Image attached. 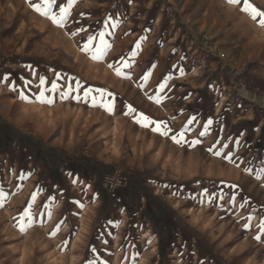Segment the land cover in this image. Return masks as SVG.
Masks as SVG:
<instances>
[{
    "label": "crops",
    "instance_id": "crops-1",
    "mask_svg": "<svg viewBox=\"0 0 264 264\" xmlns=\"http://www.w3.org/2000/svg\"><path fill=\"white\" fill-rule=\"evenodd\" d=\"M39 2L31 0L33 4ZM66 3L67 0H57L54 10ZM249 3L264 11V0H249ZM88 4L89 0H77L64 26L58 27L36 13L25 0H0V53L7 61L6 67L0 72L3 71L4 75L7 66L10 63V66H14L19 56L26 53L32 54L33 58H40L43 53L51 59L50 54L55 52L43 50L42 42H47L57 52L55 48L61 45L62 36L64 52L85 53L81 48L90 32H99L111 21L116 27L113 29L109 24L107 29L111 34L105 38L112 44V48L104 56V66L118 65L121 60H127L131 67L124 70L134 72L123 78L117 77L113 69H110L112 78L103 81V86L106 87L104 91L112 95L102 99L100 93H96L94 97L101 103L104 100L111 101L114 104L113 111H105L100 104L96 108L103 119L115 124L114 129L116 127L117 131L130 135L134 148L145 147L155 161L152 159L147 162L149 154H146L143 165V155L139 153L124 162H116L120 169L114 164L115 170L128 173L132 182L127 188L118 191L121 192L119 201L114 202L109 199L112 194L107 195L102 188L104 174L112 168H100L99 172L96 168L88 167L75 171L71 169L60 176H40V184L45 189L52 188L48 220L43 226L42 223L39 227L35 223L26 226L23 233L26 238L30 237L29 233H36L35 228L40 229V234L42 230L44 233L47 230L42 244L45 250L40 253L33 243L35 247L31 250V246H28L24 247L22 253L18 252L19 261H29L31 257H40L41 254L48 264H81L80 261L115 264L136 261L137 255L130 248L127 253L121 254V244L118 243V249H115L116 237L83 233V226L94 230L97 225H92L93 222L85 225L80 214L88 210V207L92 210L99 205L103 200L102 194L120 213L113 222L106 221L105 214L102 215L99 226L104 230L131 229L130 222H120L118 218L126 217L125 212L129 215L131 208L145 201V193L141 191L131 197L137 188L146 186L155 193L168 191L174 197H182L184 186L172 187L167 183L174 182V179L177 182L179 179L184 181L186 173H193L195 177L191 175V179L196 183V188L207 183L208 195L216 200L218 197L228 199L234 196L233 191L239 193L236 197H252L256 193L254 197L258 199L264 194V27L259 25L260 18L254 21L242 11L243 0L237 4H230L228 0H179L173 17L161 13L164 8L161 3L156 13L144 16H95L88 12ZM90 22L98 24L93 27ZM74 31L75 35L72 34ZM36 33L41 34V39ZM201 34L225 58H219L202 44L199 39ZM74 38L82 40V44H74ZM137 44L140 45L138 49ZM133 51L136 53L134 57ZM232 60L238 63L243 73L236 84L231 86L233 80L229 70H232ZM87 69L102 77L107 76L103 66H88ZM139 70L151 73L146 81L141 77V72L137 73ZM161 84L166 85L163 91L159 90ZM232 87L235 91L231 98H227L225 92ZM39 93L30 95L34 103ZM91 97H87L86 101H92ZM156 97L160 98V103L155 102ZM129 106L135 112L126 115ZM30 110L37 108L18 112L21 118L30 119ZM137 113L160 123L161 130H166L167 135L152 131L154 124L145 128L136 123ZM173 137L180 142L174 141ZM244 148L250 149L252 155L257 152L249 163L260 167V172H251L249 166L240 159ZM240 160L241 163H238ZM187 163L194 167L186 170ZM238 165L239 168L236 167ZM156 169L157 172L161 169V173L165 172L168 178L158 179ZM170 170L178 177L170 178ZM198 170L199 176L196 175ZM234 171L237 172L236 178L233 177ZM198 192L201 196L200 190ZM127 195L130 203L122 202ZM93 198L96 202H92ZM132 228L135 229L133 224ZM159 239L155 238L156 244ZM126 244L130 247L132 243L127 241ZM106 245L111 246V252L105 251L103 247ZM203 247L202 254H205L207 246ZM209 256L207 254L206 258ZM205 263L208 264V261Z\"/></svg>",
    "mask_w": 264,
    "mask_h": 264
},
{
    "label": "rangeland",
    "instance_id": "rangeland-1",
    "mask_svg": "<svg viewBox=\"0 0 264 264\" xmlns=\"http://www.w3.org/2000/svg\"><path fill=\"white\" fill-rule=\"evenodd\" d=\"M178 1L168 0L166 3L163 0H89L88 12L95 16L97 14L144 16L156 13L161 3L164 5L161 13L173 17ZM97 24V22H90V26L93 27ZM100 24L103 23L100 22ZM74 33L76 32H72ZM95 33L97 32L92 31L90 35ZM36 35L41 39L40 33ZM199 39L219 58H225L204 34H201ZM63 41L62 36L61 45L55 48L58 49L57 52L47 42H42L43 50L50 49L55 52L50 54L51 59L43 53L39 56L40 58H33L32 54L26 53L19 56L14 66H10L12 63L8 65L4 75L3 71L0 72V193L7 196L3 207H0V264L49 263L42 258V254L40 257L38 255L31 257L29 261L26 259L19 261L18 258V252L22 253L24 247L31 246V250L35 247L33 245H36L40 253L42 251L44 253L45 250L42 244L45 242L48 231L44 233L42 230L40 234V229L35 228L36 233H29L30 237L24 238L26 235L24 231H20L18 223L19 217L30 205L32 224L35 223L39 227L40 223L42 226L47 223L49 206L52 202L50 199L52 188L45 189L40 184V176L42 178L53 177L54 174L60 176L71 169L75 171V169L88 167L96 168L99 172H101L100 168H112L104 174L102 188L104 180L112 175L126 177L130 186L132 182L130 175L121 170H115L113 165L119 166L116 162H124L139 153L143 155V165L146 154H149L147 162L153 159L150 152H146L145 147L134 148L130 142V135L117 131L116 127L114 129L115 124L112 121L103 119L99 115L98 104L93 106L92 101H86L84 97V91L89 88L93 89L90 96L100 93L97 90L104 91L106 87L103 86V81L112 78L110 68L108 65L104 66V58L93 61L85 53H66L63 50L65 48ZM81 41L74 38V44L78 46ZM2 62L7 65V61L0 53V63ZM230 64L232 70H229V75L233 80L232 86L236 84L243 70L235 60H232ZM88 66L93 68L103 66L107 76L102 77L99 73L88 71ZM124 71L126 78L134 72L130 69ZM140 72L142 78L148 73L144 70L137 71V73ZM40 78L45 80L43 89L39 87ZM53 81L58 86L57 91L54 92L49 90ZM77 81L81 85L80 89L69 92L66 98L63 97L62 93L68 91L69 86L76 88ZM233 90V87L226 90L227 98L232 97L235 91ZM41 91L46 101L51 100L50 104L41 103L37 98L34 103L30 95L34 92L41 93ZM21 94L27 99H21ZM14 103L22 107H16ZM31 107L37 108V110L29 111L32 118H21L18 111L29 110ZM256 155L257 152L252 155L250 149L244 148L240 159L249 166L251 172L258 173L257 170L260 172V167L249 163ZM259 156L262 159V155L259 154ZM241 160L237 162L241 163ZM191 167L194 166L188 163L185 165L186 170ZM236 167L239 168V165ZM162 173L161 169H158L157 178L167 179L166 173ZM196 173L200 175L199 170ZM233 174L236 178L237 172L234 171ZM169 175L172 176L170 178L178 177L171 170ZM191 175L195 177L193 173ZM191 175L186 173L184 181L179 179L180 181L177 182V179H174V182L167 183L172 187L184 186V191L181 192L184 193L182 197H174V194L168 191H161V194L155 193L146 186L135 189L131 197H135V193L141 191L145 193V201L131 208L129 215L125 212L126 217L118 218L120 222H130V230L126 228L104 230L99 226L103 214H105V220L109 222L116 221L117 214L120 216V213L113 208L112 202L119 201L121 192L108 193L107 189L103 188L107 195L112 194L109 197L112 202L107 201V196L102 194L103 200L99 205L94 204L96 206L94 209L90 210L88 207V210L80 214L85 225L90 222H93L92 225H97L95 229L93 228L94 230H88L87 226H83V233L105 235L106 238L116 237V250L120 243L121 254L127 253L130 248L131 252L137 255L136 261H122L115 264H206L207 261L208 264L211 262L212 264L213 262L215 264H264V233L258 228L259 222L264 219V194H261L258 199L254 197L256 193L252 197L242 196V198L236 197L239 193L233 191L234 196L228 199L218 197L216 200L208 195L207 183L200 184L196 188ZM22 176L25 178H21ZM199 190L201 196H199ZM33 194L36 196L34 202H32ZM91 200L96 202L94 198ZM122 202L130 203L128 195ZM106 210L110 211L105 212ZM132 224L135 229L132 228ZM246 224L248 227H245ZM26 226L27 220H25ZM156 237L160 238L157 244ZM127 241L132 243L130 247L125 245ZM204 245L208 247L204 252L210 255L208 258L202 254ZM103 248L106 252H111V246L106 245ZM80 263L114 264L86 261H80Z\"/></svg>",
    "mask_w": 264,
    "mask_h": 264
},
{
    "label": "snow or ice",
    "instance_id": "snow-or-ice-1",
    "mask_svg": "<svg viewBox=\"0 0 264 264\" xmlns=\"http://www.w3.org/2000/svg\"><path fill=\"white\" fill-rule=\"evenodd\" d=\"M26 3L29 4V6L36 12L38 13L41 17L47 18L48 20L51 21L52 24L58 26V27H63L69 16L71 15V9L74 4L77 3V0H67L66 4H61L58 8V10H54L56 8L57 0H40L39 3L33 4L31 3V0H25ZM228 3L230 4H237L240 3V0H228ZM242 11L247 13L252 20H256L257 17H259V25L261 27H264V11L258 10L256 7H254L251 3H249V0H243V8ZM109 24H111V27L114 29L116 27V24L111 23V21L108 22V24H105V27L101 29L99 32L95 33L94 35H89L87 37L86 42L83 44L81 51L85 52L89 55L90 59L93 61H100L104 58V56L108 53V51L112 48V44L105 38L107 35H110L107 31ZM79 31H84V29H80ZM75 35V33L73 34ZM140 47L139 44L136 45V48L138 49ZM135 51H133L132 56H135ZM108 67L110 69H113L115 75L117 77H125L126 73L124 69L130 68L131 64L128 63L127 60H121L118 65H113L109 64ZM183 75V72H181ZM151 73H146L143 77V79L146 81ZM45 84V80L43 78H40V84L39 87L43 89V86ZM165 84L160 85V91H163L165 88ZM81 87L79 81L76 82V88L73 89L71 86H69L68 91L62 93L63 97H67L68 93L73 91V90H79ZM57 84L55 81L52 82L51 84V89L50 91H57ZM93 89H86L84 91V96L85 98L89 97L92 93ZM100 92V97L103 99L104 97L111 96V93H107L103 90H97ZM21 99H27L26 97L21 94ZM37 99L41 103H51V100H45L43 91H41L40 95L37 97ZM79 99V97H77ZM92 99V105L96 106L97 104H100L101 107L104 108L105 111L111 113L114 108V104L111 101L104 100L103 103H101L100 100H98L96 97H91ZM156 103H160V98L156 97L155 100ZM135 112V109H133L131 106L128 107V111L125 113L126 115ZM136 123L140 124L142 127H149V125H155L151 130L159 133L160 135H167V131H162L161 130V124L157 123L156 121L151 120L149 117L145 116L142 113H137L136 114ZM191 122V121H190ZM211 123V121H209ZM203 135V133H201ZM182 134H181V139H182ZM174 141L177 143L180 142V140H176V137H173ZM219 155V153H217ZM25 178V177H21ZM75 183V180L73 181ZM7 199V196L4 193H0V207H3V202ZM36 199L35 194L32 196V202H34ZM243 207V205H241ZM25 220H27V226H31L32 224V209L31 205L26 208L23 212V214L19 217V227L20 231L25 230ZM249 220H251V217H249ZM245 227H248L246 224ZM258 228L262 233H264V219H262L259 224ZM259 239L260 237H256Z\"/></svg>",
    "mask_w": 264,
    "mask_h": 264
},
{
    "label": "built area",
    "instance_id": "built-area-1",
    "mask_svg": "<svg viewBox=\"0 0 264 264\" xmlns=\"http://www.w3.org/2000/svg\"><path fill=\"white\" fill-rule=\"evenodd\" d=\"M167 3L168 0H163ZM6 67V63H0V71ZM128 186V180L124 176L112 175L107 177L103 182V188L107 189L108 193H115Z\"/></svg>",
    "mask_w": 264,
    "mask_h": 264
}]
</instances>
